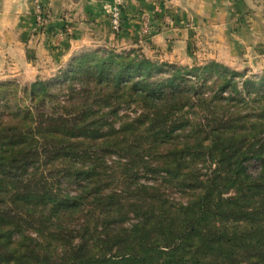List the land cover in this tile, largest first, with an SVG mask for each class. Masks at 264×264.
I'll return each mask as SVG.
<instances>
[{
    "label": "trees",
    "instance_id": "1",
    "mask_svg": "<svg viewBox=\"0 0 264 264\" xmlns=\"http://www.w3.org/2000/svg\"><path fill=\"white\" fill-rule=\"evenodd\" d=\"M163 65L108 52L65 112L0 125V264H264V77Z\"/></svg>",
    "mask_w": 264,
    "mask_h": 264
},
{
    "label": "rangeland",
    "instance_id": "2",
    "mask_svg": "<svg viewBox=\"0 0 264 264\" xmlns=\"http://www.w3.org/2000/svg\"><path fill=\"white\" fill-rule=\"evenodd\" d=\"M32 2L34 22L25 46L0 50V125L20 121L23 112L27 111L44 114L65 112L69 86L75 85V90L80 87L79 80L67 77L70 70L75 71L77 64H87L108 52L145 57L165 64L163 71L154 74L155 77H166L169 65L192 68L208 62L223 64L241 74L234 77L241 92L252 90V85L259 84L264 77V0H228L221 16L211 19L215 25L205 22L199 30L191 22L181 23L185 27L184 32L175 27L179 23L169 22L171 18L164 11L166 0L157 1L163 12L159 9L158 15H144L136 28L125 27L123 10L117 3L107 16L108 33L106 30L103 33L92 30L96 43L78 41L77 44L75 40L71 41L74 37L70 38L72 34L68 31L67 20L61 28L54 30L48 15L45 21L39 20L36 4ZM115 7L121 11L118 30L112 24L111 12ZM72 65L74 67L71 68ZM213 78L206 83L212 85ZM35 82H40L45 90L30 92V85ZM245 82L253 84L246 87ZM258 90L262 92L264 88ZM223 93L225 95L226 91ZM205 95L210 96L211 91L206 90ZM253 108L243 105L242 112ZM124 113L131 117L136 115L132 109L119 111V115ZM118 124L116 122V126ZM118 160L113 154L108 163ZM257 164L251 160L248 171L252 174L257 172ZM139 181L151 183V179L145 176ZM70 188L74 190V185ZM168 192L176 199L181 197L170 189Z\"/></svg>",
    "mask_w": 264,
    "mask_h": 264
},
{
    "label": "crops",
    "instance_id": "3",
    "mask_svg": "<svg viewBox=\"0 0 264 264\" xmlns=\"http://www.w3.org/2000/svg\"><path fill=\"white\" fill-rule=\"evenodd\" d=\"M157 1L42 0V3L51 19L50 24L53 29L61 28L64 20H67L69 27L66 26L72 34L70 38L74 37L71 41L75 40L74 42L77 44L78 41L96 43L95 37H92V30L97 33H103L106 30L108 33L107 16L115 4L120 3L122 7L125 27L129 25L136 28L144 15H158L159 9L163 12V7ZM166 2L168 3L164 11L166 10V14L171 18L169 22L179 23L175 27L184 32L185 27L181 23L188 24L191 22L199 30L203 28L205 22L215 25L211 19L221 16L222 10L227 7L228 0H166ZM33 15L32 0H0V50L16 49L15 46L19 45L25 46L24 43L34 22ZM101 40L104 41V38Z\"/></svg>",
    "mask_w": 264,
    "mask_h": 264
},
{
    "label": "built area",
    "instance_id": "4",
    "mask_svg": "<svg viewBox=\"0 0 264 264\" xmlns=\"http://www.w3.org/2000/svg\"><path fill=\"white\" fill-rule=\"evenodd\" d=\"M34 3L36 4V12L38 15L39 20H43L45 21L46 16H47V12L41 2V0H33ZM111 16H112V24L114 26V29L118 30L120 23V16H121V11L119 7H115L113 9V11L111 12Z\"/></svg>",
    "mask_w": 264,
    "mask_h": 264
}]
</instances>
